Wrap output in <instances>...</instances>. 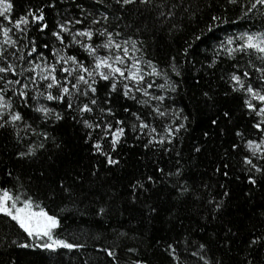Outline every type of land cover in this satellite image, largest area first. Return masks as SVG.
I'll list each match as a JSON object with an SVG mask.
<instances>
[{"label": "trees", "instance_id": "16d2710c", "mask_svg": "<svg viewBox=\"0 0 264 264\" xmlns=\"http://www.w3.org/2000/svg\"><path fill=\"white\" fill-rule=\"evenodd\" d=\"M12 2L13 16L29 7H43L50 28L65 15L80 16L78 4L97 13L106 10L103 4L93 8L94 0H55V8L47 7L53 0ZM173 2L182 3L187 11L176 8L175 15L164 20L158 19L155 7L146 9L137 5L120 12L114 0H106L109 25H120L117 30L122 32V39L143 41L146 58L179 82L177 92L169 95L174 97L175 107L183 109V114L188 116L187 131L181 130L172 144L146 149L143 145L147 137L129 128L125 142L113 153L119 163L109 166L93 150L94 140H86L85 129L71 114L53 123L45 122L30 108L20 109L37 133L49 134L48 139L22 129L18 141L12 127L0 128V187L41 203L60 221L55 234L83 247L56 251L19 247V244H32V239L10 218L0 214V264H114L102 251L107 246L116 248L120 264L137 258L148 264H171L166 251L169 243L177 246L182 257L195 250L196 244L206 243L207 256L220 259L223 264H247L249 260L252 264H264V242L248 246L252 238L264 235V178L255 174L256 186L247 181L242 164L243 139L235 133L242 132L244 139H257L258 135L242 108L241 95L233 93L228 82L233 66L237 62L243 66L249 57L240 54L228 57L217 48L233 32L250 27L264 30V15L256 13L235 24H220L212 33L205 31L200 40H194L195 35L206 29L212 15L234 21L240 15L239 8L227 4V0H154L155 5ZM189 43L192 47L185 57L183 50ZM172 57L176 58L182 77L171 73ZM156 82L164 81L157 78ZM106 91L105 82H100L101 99ZM171 105L169 100L168 106ZM49 106L62 110L55 104ZM116 106L117 116L125 120L131 117L121 106L132 111L139 108L132 101L122 99ZM225 111L231 113L230 120L223 116ZM213 119H217L216 125L211 124ZM156 125L158 130H163L160 121ZM40 143L44 144L43 148L36 147ZM233 143L240 147L233 150ZM30 144L35 147V154L20 158L17 153L27 151ZM103 146L108 150L106 142ZM197 147L199 152L195 151ZM165 148L169 151H164ZM225 163L227 169L223 168ZM178 167L183 171L181 177L167 175ZM161 168L163 175L158 171ZM224 171L229 175L224 176ZM149 176L153 177L152 181L147 179ZM137 181L144 184L143 189L133 187ZM185 182L189 190L181 195L180 186ZM64 188L71 189L72 194ZM216 203L222 205L219 210H215ZM101 207L105 209L102 214ZM150 208L157 211L150 212ZM14 240L16 244L12 243ZM128 247L137 251L128 253Z\"/></svg>", "mask_w": 264, "mask_h": 264}, {"label": "snow or ice", "instance_id": "6c2138e0", "mask_svg": "<svg viewBox=\"0 0 264 264\" xmlns=\"http://www.w3.org/2000/svg\"><path fill=\"white\" fill-rule=\"evenodd\" d=\"M101 4L106 10L99 13L78 4L76 7L80 16L65 15L50 28L43 7H29L25 12L13 16L12 0H0V128L12 127L18 141L21 139L22 129L26 133L30 130L46 140L49 134L45 131L37 133L32 124L25 120L20 109L30 108L39 113V118L45 122L53 123L62 121L66 114H71L72 119L85 129L86 140H94L93 150L102 155L106 164L111 166L119 163L113 153L125 142L129 128L133 133L147 137V142L143 145L146 149L157 144H172L181 130L187 131L185 122L188 116L183 114V109L175 107V99L169 95L177 92L179 82L173 80L169 72L160 69L153 60L146 58L142 48L143 41L131 37L122 39V32L117 30L120 25H109L110 9L106 0H94L93 8ZM227 4L239 8L237 20L230 21L226 16L212 15L206 29L201 30L200 35H195L194 40H200L205 31L212 33L220 24H235L237 21L250 19L256 13L264 15V0H227ZM114 5L120 12L137 5L146 9L155 7L158 19L164 20L175 15L174 9L182 8V3L155 5L154 0H114ZM47 7L55 8V0ZM33 31L36 35L31 34ZM191 47L192 44L189 43L184 48L185 57ZM217 48L228 57L234 58L237 54L249 57L243 66L239 62L233 66V71L228 74V82L231 91L241 95L242 108L251 120V128L258 135L257 139H244L242 132L235 133L243 139L245 155L242 164L247 181L256 186L258 179L255 174L264 178V163H261L264 162V30H252L250 27L233 32L226 35ZM175 59L172 57L169 68L176 77H182ZM212 63H215V58ZM157 78H162L164 82L157 83ZM100 82H105L107 88L103 99L98 95ZM151 89L156 91H150ZM204 96L207 97L208 93L205 92ZM121 99L130 100L139 106L136 111L121 106L131 120L117 116L116 105ZM41 100L46 103H41ZM169 100L172 101L171 106H168ZM49 103L60 106L62 110L49 106ZM223 116L231 119L228 111ZM156 121L161 122L162 131L158 130ZM217 123V119L211 120V124ZM104 142L108 144V150H105ZM36 147L43 148L44 144L40 143ZM231 147L237 150L240 145L233 143ZM164 151L169 149L165 148ZM195 151L199 152L200 148H195ZM34 154L35 147L31 144L27 151L17 153L20 158ZM228 167L226 163L223 165L224 169ZM158 171L164 174L162 168ZM216 171L219 172L220 168ZM167 175L179 178L183 171L178 167L175 172ZM223 175L228 176L229 173L224 171ZM147 179L152 181L153 177L149 176ZM133 187L143 189L144 184L137 181ZM188 190L186 182L180 186L181 195ZM64 191L72 194L69 188H64ZM224 195L227 196L228 192H224ZM221 206L216 203L215 210H219ZM149 211L154 213L157 210L150 208ZM104 212L105 209L101 207L99 213ZM0 214L10 218L32 239V244H19V247H35L47 251L83 247L59 238L55 234L60 225L58 217L49 214L31 196L22 198L12 189L0 187ZM228 231L231 232V228ZM261 242H264V235L252 238L248 246L251 248ZM12 243L16 244V241ZM102 251L114 264H120L115 247L107 246ZM135 251L137 249L132 247L126 249L128 253ZM166 251L171 264H223L222 260L207 256L206 243L196 244L195 250L190 252L186 249L187 255L183 257L173 243L166 245ZM192 258H195V262ZM126 264H148V261L129 259ZM247 264L252 262L249 260Z\"/></svg>", "mask_w": 264, "mask_h": 264}]
</instances>
